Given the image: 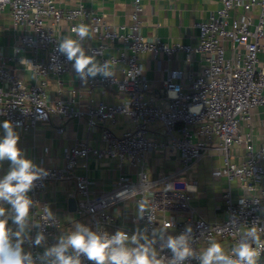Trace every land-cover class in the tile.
Here are the masks:
<instances>
[{
  "label": "built area",
  "instance_id": "built-area-1",
  "mask_svg": "<svg viewBox=\"0 0 264 264\" xmlns=\"http://www.w3.org/2000/svg\"><path fill=\"white\" fill-rule=\"evenodd\" d=\"M144 0H134L130 24L114 25L103 15L87 7L83 0L75 7L61 8L56 0H0V16L10 14L17 31L14 55L3 52L0 34V121L19 122L20 129L27 131L40 122L49 121L52 114L67 119L88 118V129L101 126L103 148L90 145L87 139L78 140L64 150L63 165L40 166L47 175L35 182L29 192L33 201L30 209L32 226L29 234L34 241L43 232L45 241L34 246L24 243V251L35 258L47 247L54 245L58 237L66 234L76 222L89 226L93 231L115 234L124 230L130 236L135 233L117 223L116 206L123 201H137L146 197L151 204L149 221L133 216L135 223H142L146 231L167 222L172 236L193 229V248L197 251L215 239L226 251L236 244L241 233L252 224L264 228V143L256 146L252 110L264 106V67L260 66L259 54L264 49V0H221V7L207 19L195 23L199 29L196 45L181 42L169 43L159 37L142 33ZM97 44L88 46L89 55L100 63L110 62L114 76L97 75L89 78V92L96 89L106 94L115 90L120 100L108 103L91 98L86 105H78L75 98L63 93V76L74 71L72 63L56 49L63 38L62 24L69 23V30L78 24H88ZM183 52L188 63L194 67V53H200L203 67L188 71L167 70L162 87L154 90L145 74L140 56L151 53L158 69L163 68L166 58ZM23 66L34 72L36 82L28 83L14 67ZM24 61V63H22ZM120 69L122 75L116 73ZM55 79L58 97L52 101L48 92L49 80ZM76 94L77 90H72ZM200 106L199 113L190 108ZM120 115L132 123L131 128L116 134L111 125ZM246 123L247 130L242 124ZM63 127L58 128L63 132ZM153 132L159 137H150ZM217 141V142H216ZM245 148L242 158L234 157L233 149ZM175 148L181 152L182 170L189 171L193 165L211 151L220 152L223 166L216 175L227 178L228 188L224 194L225 214L222 220L209 221L197 216L192 207V190L196 184L187 180L164 175L153 179L145 170L148 151ZM116 159L140 166L137 180L122 175L109 190L93 192L94 181L86 174L76 171L80 159ZM74 181L77 197V218L64 222L49 208L45 189L49 182ZM161 185V186H160ZM237 186L239 193L234 194ZM238 221L232 225L230 220ZM264 240V234H261ZM159 251L160 245H155ZM161 256L171 258L167 249ZM83 264H93L82 257ZM185 264H198L195 259ZM257 264H264V251Z\"/></svg>",
  "mask_w": 264,
  "mask_h": 264
},
{
  "label": "crops",
  "instance_id": "crops-1",
  "mask_svg": "<svg viewBox=\"0 0 264 264\" xmlns=\"http://www.w3.org/2000/svg\"><path fill=\"white\" fill-rule=\"evenodd\" d=\"M58 5L67 9L75 7L80 0H56ZM87 7L94 9L98 14L114 25L130 24L134 0H83ZM222 5L221 0H144L143 2V27L142 33L150 37H159L169 43L181 42L196 45L199 40V29L195 23L207 19L212 13L216 12ZM89 26V20L88 24ZM90 37L83 42V46L88 53V46L97 44L91 27ZM63 37L75 34L69 30V23L64 21L61 27ZM0 34L3 52L6 56L14 55V44L17 31L9 13L0 16ZM200 53H194L196 60L194 67L186 60L183 52L166 58L162 69H158L155 57L151 53L140 56L144 64L145 74L149 78L154 90L162 87L163 79L167 75V70L192 69L200 70L203 67ZM260 66L264 67V49L259 54ZM100 62L99 59L96 58ZM10 65L16 69L17 74L28 83L36 82V75L33 71L18 66L14 61ZM116 73L121 76L122 72L118 68ZM64 86L63 95L66 98H75L78 105H86L91 98L104 100L108 103H116L120 100L119 94L115 90L103 94L96 89L90 93L88 83L83 82L75 71L63 76ZM76 89V94L73 93ZM50 98L54 101L58 93V85L55 79L49 80L48 89ZM252 125L254 127V137L256 146L264 143V106H258L252 110ZM0 124L2 122L0 121ZM131 121L124 115H120L116 123L110 127L116 134H122L131 128ZM63 127V132L58 128ZM244 130L248 129L246 123L242 124ZM20 139L18 147L24 150L26 157L33 160L39 166L63 165L65 163L64 150L72 147L76 141L87 139L90 145L103 148L106 142L102 138L101 126L95 129H88V118L67 119L63 116L52 114L49 121L40 122L35 128L24 131L17 128ZM3 129L0 128V137L3 136ZM150 137H159L160 133L153 132ZM217 142V141H216ZM234 157L240 159L245 154L244 147L233 149ZM86 159H80L76 171L86 174L94 181L92 184L93 192H102L113 187L114 183L122 175H127L133 180H137L140 166H133L128 162L120 163L116 159L96 158L90 155L87 159L88 169L84 167ZM145 170L153 179L164 175H172L175 178L187 180L190 184H196L191 192L192 207L197 216H202L209 221L222 220L226 217L224 194L228 188L227 178L224 175H216L215 172L223 166V156L220 152L211 151L199 159L189 171L182 170L181 152L178 149L164 148L156 151H148L145 155ZM9 169V162L4 161L0 164V177ZM161 186V185H160ZM234 194L239 193L237 186L233 188ZM76 186L74 181L49 182L45 189V198L49 202V208L53 213H57L64 222L75 221L77 218L76 210L73 209L71 198L75 197ZM29 195V193H28ZM77 200V197H76ZM5 208L10 207L5 204ZM117 223L132 232H145L150 237L152 234L139 230L138 226L142 223H135L133 216L137 215L136 205L133 199L120 202L114 211ZM144 225V224H143ZM9 226L15 230L16 226L9 221ZM32 226L30 224V232ZM168 235L172 234L168 230ZM24 248V244H23Z\"/></svg>",
  "mask_w": 264,
  "mask_h": 264
},
{
  "label": "clouds",
  "instance_id": "clouds-1",
  "mask_svg": "<svg viewBox=\"0 0 264 264\" xmlns=\"http://www.w3.org/2000/svg\"><path fill=\"white\" fill-rule=\"evenodd\" d=\"M71 35L64 36L58 43L57 51L72 63V67L87 83L97 75L105 78L114 76L110 62L101 64L95 56L86 54L83 42L90 37V28L78 24L71 29ZM24 63V61H22ZM200 106H193L190 111L199 113ZM19 122L4 120L0 124L3 136L0 137V164L9 162V169L0 177V264H83L82 257L93 264H185L186 260L195 259L198 264H257L261 251H264V228L252 224L239 236L236 244L226 251L215 239L199 251L193 244V229L186 226L178 236L168 235L172 227L170 222L153 229L151 237L145 232H135L131 236L124 230L115 234L105 231H93L89 226L76 222L66 234L58 237L57 242L45 249L35 258L23 249L25 242L31 241L40 246L45 241L43 232H38L34 241L29 235L32 218L30 209L33 201L28 195L35 187V182L46 177L47 172L33 160L26 157L24 150L18 147L20 136L16 129ZM137 218L150 215L151 202L142 197L137 202ZM5 204L10 207L5 208ZM9 221L16 226H9ZM232 225L238 221L230 220ZM39 227L38 224H32ZM159 243V251L155 245ZM165 249L171 252V258L160 255Z\"/></svg>",
  "mask_w": 264,
  "mask_h": 264
},
{
  "label": "water",
  "instance_id": "water-1",
  "mask_svg": "<svg viewBox=\"0 0 264 264\" xmlns=\"http://www.w3.org/2000/svg\"><path fill=\"white\" fill-rule=\"evenodd\" d=\"M71 203L73 204V209L76 210V208H77V200H76V197H72L71 198ZM144 228H145V225H143V224L138 226V229L139 230H143Z\"/></svg>",
  "mask_w": 264,
  "mask_h": 264
}]
</instances>
